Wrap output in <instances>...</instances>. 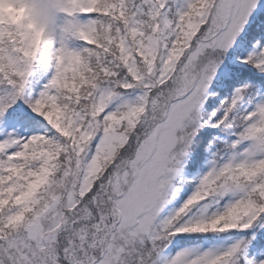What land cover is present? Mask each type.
I'll list each match as a JSON object with an SVG mask.
<instances>
[{
    "label": "snow or ice",
    "instance_id": "obj_1",
    "mask_svg": "<svg viewBox=\"0 0 264 264\" xmlns=\"http://www.w3.org/2000/svg\"><path fill=\"white\" fill-rule=\"evenodd\" d=\"M0 264H264V0H0Z\"/></svg>",
    "mask_w": 264,
    "mask_h": 264
}]
</instances>
